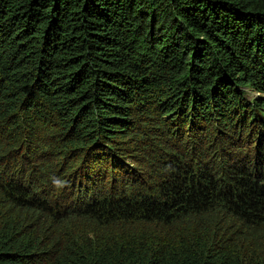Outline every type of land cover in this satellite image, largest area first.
<instances>
[{
	"label": "trees",
	"instance_id": "obj_1",
	"mask_svg": "<svg viewBox=\"0 0 264 264\" xmlns=\"http://www.w3.org/2000/svg\"><path fill=\"white\" fill-rule=\"evenodd\" d=\"M257 227L264 0H0V264H264Z\"/></svg>",
	"mask_w": 264,
	"mask_h": 264
},
{
	"label": "rangeland",
	"instance_id": "obj_2",
	"mask_svg": "<svg viewBox=\"0 0 264 264\" xmlns=\"http://www.w3.org/2000/svg\"><path fill=\"white\" fill-rule=\"evenodd\" d=\"M176 138V136H175ZM175 143H177V139L174 140ZM178 142H180L178 140ZM123 143V145L125 146L126 150H125V159H127V161H129L137 170L144 171L146 168V160H142L143 162L140 163H136L133 161V159L135 158H142V156L144 155L143 151H138L137 145L135 142H131V141H121L120 144ZM242 148L244 150H248L250 147L249 145H242ZM134 162V163H133ZM251 236L256 240V243L258 245H264V228L262 227H257V228H253L252 232H251Z\"/></svg>",
	"mask_w": 264,
	"mask_h": 264
},
{
	"label": "clouds",
	"instance_id": "obj_3",
	"mask_svg": "<svg viewBox=\"0 0 264 264\" xmlns=\"http://www.w3.org/2000/svg\"><path fill=\"white\" fill-rule=\"evenodd\" d=\"M55 183H56L57 185H59V186H63L61 181H58V180H57V181H55Z\"/></svg>",
	"mask_w": 264,
	"mask_h": 264
}]
</instances>
